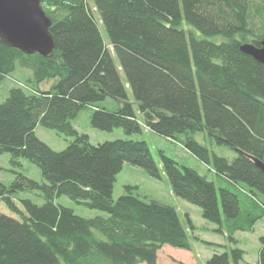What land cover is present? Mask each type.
I'll return each instance as SVG.
<instances>
[{
    "label": "trees",
    "instance_id": "16d2710c",
    "mask_svg": "<svg viewBox=\"0 0 264 264\" xmlns=\"http://www.w3.org/2000/svg\"><path fill=\"white\" fill-rule=\"evenodd\" d=\"M41 6L52 20L51 53L26 54L0 41V78L17 66L32 73L0 102V155L8 153L13 165L29 160L43 178L14 171L9 184L0 181V264H157L165 244L191 249L187 230L196 226L188 215L185 226L174 206L140 199L137 186L125 185L113 198L124 163L155 179L159 166L143 139L91 143L72 125L86 106L95 128L135 133L144 125L211 168L218 185L157 151L171 192L197 205L215 231L226 222L233 247L192 236L213 248L204 264H242L245 251L234 233L251 231L264 214V175L248 157L264 162V63L240 46H259L264 38V0H41ZM107 97L115 109L98 105ZM38 124L73 139L54 150L36 136ZM207 142L237 154L210 155ZM23 191H36L43 202L17 197ZM63 195L106 216L78 215L57 201ZM259 240L257 264H264V236Z\"/></svg>",
    "mask_w": 264,
    "mask_h": 264
},
{
    "label": "rangeland",
    "instance_id": "374dc122",
    "mask_svg": "<svg viewBox=\"0 0 264 264\" xmlns=\"http://www.w3.org/2000/svg\"><path fill=\"white\" fill-rule=\"evenodd\" d=\"M97 20L103 35L105 36L104 27L98 17ZM31 76L32 73L30 69L17 66L12 73L0 78V102L5 99L10 88L28 84V79L31 78ZM46 82L47 81H43L39 87L42 88ZM49 86L50 83H47V88ZM98 105L111 110L117 107L116 100L109 97L98 102ZM92 109V107L86 106L80 111L78 116L72 120V125L75 129L81 133H87L89 141L93 144L117 138L145 140L154 153L161 173V178L155 179L149 176L145 169L130 163H124L122 169L116 175L113 186V198L117 199L123 194L125 185L137 186L134 190V194L140 199L144 201L157 200L161 203L174 206L185 226H187L186 215L191 218L193 224L196 226L193 233L187 230L191 242L190 250L176 248L165 244L157 251V264H204L205 260L212 255L213 248L194 239L192 237L194 235H197L200 239L206 241L225 244L227 247L234 246V244L230 243L227 239L228 228L226 227V222L223 223L222 232L215 231L214 228H216L217 225L204 219L201 215V209L197 205L189 203L185 199L176 196L171 192L169 182L159 164L157 151L161 150L165 155L176 160L181 165L194 168L200 174L205 175L208 179L214 180L218 185L216 175L207 164L189 153L179 142L160 136L155 132L148 130L144 125L141 127V132L135 133H126L122 128H113L112 130L95 128L90 123ZM137 116L142 121V116L139 114H137ZM35 134L54 150L65 148L68 142L73 139L71 136L59 133L52 128L44 127L40 124L35 127ZM196 139L199 142L204 143L201 140V135H196ZM206 145L210 155L216 154L231 160L237 154L234 149L224 145H218L214 142H207ZM9 159L10 156L8 153L0 155L1 182L9 184L15 177L14 171H20L38 182L43 181L39 168L29 160L20 158L19 165H13L10 163ZM17 197L30 198L38 204L43 202V199L36 191L19 192ZM57 201L72 208L76 214L83 217H93L96 215L106 216L105 212L97 209H89L64 195L60 196ZM207 227L209 229H207ZM261 236H264V214L255 222L251 231H238L234 233V237L238 240L236 246L244 249L246 252L244 253V261L242 264H257V255L261 244L259 238Z\"/></svg>",
    "mask_w": 264,
    "mask_h": 264
},
{
    "label": "water",
    "instance_id": "95a60500",
    "mask_svg": "<svg viewBox=\"0 0 264 264\" xmlns=\"http://www.w3.org/2000/svg\"><path fill=\"white\" fill-rule=\"evenodd\" d=\"M52 23L41 6V0H0V41L31 54L48 55L55 44L49 27ZM240 50L264 63V38L260 45L244 43ZM264 175V162L248 155Z\"/></svg>",
    "mask_w": 264,
    "mask_h": 264
},
{
    "label": "crops",
    "instance_id": "0c3cea01",
    "mask_svg": "<svg viewBox=\"0 0 264 264\" xmlns=\"http://www.w3.org/2000/svg\"><path fill=\"white\" fill-rule=\"evenodd\" d=\"M207 229H209L208 227H207ZM246 253V252H245Z\"/></svg>",
    "mask_w": 264,
    "mask_h": 264
}]
</instances>
